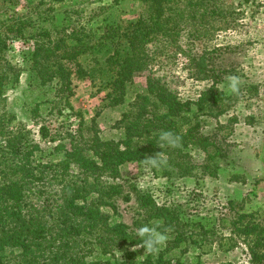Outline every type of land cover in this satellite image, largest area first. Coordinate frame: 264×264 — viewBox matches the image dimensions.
<instances>
[{
	"label": "trees",
	"instance_id": "1",
	"mask_svg": "<svg viewBox=\"0 0 264 264\" xmlns=\"http://www.w3.org/2000/svg\"><path fill=\"white\" fill-rule=\"evenodd\" d=\"M42 3L0 0V264H116L112 258L117 253L133 259L137 245L147 253L140 264H200L169 253L180 249L184 254L214 241L225 247L226 240L228 250L240 241L246 244L249 260L241 264H264V221L257 212H246L242 202L227 203L223 217L232 216L230 233L218 235L215 225L188 219L183 205H159L120 172L124 163L139 162L168 177L218 176L228 161L231 143L224 131L229 123L218 122L214 132L203 133L200 115L216 118L239 99L240 92L228 94L218 87L233 65L216 64V48L207 47L200 56L187 49L195 41L206 44L215 29L228 25L220 0H143L135 19L104 28L97 39L84 26L44 25L55 16L52 8L41 11ZM16 39L33 41L29 85L50 93L46 116L73 107L74 78H89L99 89L105 86V100L117 106L126 103L134 76L148 73L145 91L129 102L117 123L123 136L104 140L94 121L87 125L82 119L56 145L60 157L40 161V144L5 104L7 87L17 86L23 71L9 55ZM105 48L111 53L101 61L96 54ZM179 53L191 57L197 78L212 81L197 100L180 98L166 75L153 68L158 59ZM32 111L42 116L39 103ZM41 120L43 139L56 141L46 117ZM165 133L169 136L162 139ZM194 148L205 153L201 164L193 159ZM120 198L136 202L135 229L113 223L104 210L115 208ZM142 226L165 237L153 252L141 246L137 232Z\"/></svg>",
	"mask_w": 264,
	"mask_h": 264
},
{
	"label": "rangeland",
	"instance_id": "2",
	"mask_svg": "<svg viewBox=\"0 0 264 264\" xmlns=\"http://www.w3.org/2000/svg\"><path fill=\"white\" fill-rule=\"evenodd\" d=\"M142 3L143 0H43L40 10L52 8L50 15L55 16V19L44 21V25L50 28L69 24L84 26L97 39L104 28L135 19L141 11ZM219 4L227 13L228 25L215 29L206 44L195 41L187 49L190 48L193 55L200 56L205 48H216L214 62L233 65L225 82L219 83L218 87L228 94L240 92L239 99L216 118L208 114L200 115L203 133L214 132L218 122L229 123V128L224 131L231 143L228 161L218 176L200 177L198 174V177H168L161 172L154 173L152 167L139 162L124 163L120 172L123 178H129L142 191L148 192L159 205H183L188 219L202 221L208 227L215 225L218 235L228 236L232 216L223 217V214L228 211L226 205L231 200L242 202L246 212H257L259 219L264 221V0H220ZM18 11H24L22 4L18 5ZM11 47L9 55L23 71L17 86H8L6 89V109L14 112L17 119L32 131L35 141L41 147L37 157L40 161L57 160L60 155L55 151L56 145L62 142V137H66L67 131L77 130L82 119L87 125L94 121L104 140H117L123 136V130L118 128L117 123L122 113L128 110L129 102L134 100L137 93L145 91L148 73H137L134 76L127 86L126 103L117 106L108 105L105 100L108 89L105 86L99 89L100 85L89 78H74L73 107L46 116L49 107L46 100L50 98V93L37 85H29L28 69L33 41L16 39ZM110 53L111 50L105 48L96 56L105 61ZM174 56L158 59L154 70L166 75L168 85L180 98L197 100L201 92L212 85V81L194 75L195 68L190 67L191 57L186 53ZM90 57L87 55L85 59ZM233 83L235 88L232 87ZM38 103L40 113L43 118L46 117L47 127L58 138L56 141H52L51 136L45 139L42 137L40 127L45 122L41 120L42 116H35L36 113L32 111ZM191 152L197 164L205 159V153L200 148H194ZM194 194L197 196L194 197ZM115 206L104 207L111 215V221L124 222L135 229L134 199L126 201L120 198ZM222 217L224 219L220 220ZM224 244L225 247H220L214 241L212 245L192 248L184 254L176 249L169 256H178L187 263L200 264H241L249 260L248 248L243 241L229 250L227 240ZM132 250L136 252L133 259H126L123 254L117 253L112 262L140 264L147 256L140 245L134 246Z\"/></svg>",
	"mask_w": 264,
	"mask_h": 264
},
{
	"label": "clouds",
	"instance_id": "3",
	"mask_svg": "<svg viewBox=\"0 0 264 264\" xmlns=\"http://www.w3.org/2000/svg\"><path fill=\"white\" fill-rule=\"evenodd\" d=\"M235 88V83L232 85ZM169 136L168 133L163 134L162 139H166ZM169 143H174L169 141ZM137 235L141 238V246L149 252L156 250L158 245H162L165 237L160 234L156 228H149L148 226H142Z\"/></svg>",
	"mask_w": 264,
	"mask_h": 264
}]
</instances>
